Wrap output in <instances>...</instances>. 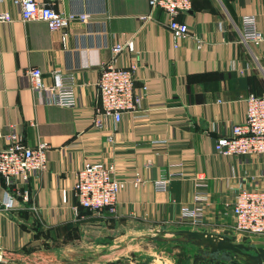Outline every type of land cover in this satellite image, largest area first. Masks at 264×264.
<instances>
[{
	"label": "crops",
	"instance_id": "0c3cea01",
	"mask_svg": "<svg viewBox=\"0 0 264 264\" xmlns=\"http://www.w3.org/2000/svg\"><path fill=\"white\" fill-rule=\"evenodd\" d=\"M38 1L62 14L88 13L90 19L69 25L64 47L60 31L40 21L22 23L12 1L0 0V14L12 18L0 23V150L14 132L29 147L48 146L46 169L26 187L28 202L17 197L13 208L3 211L6 187L0 178V264H29L41 252L56 253L89 235L127 237L130 229L143 236L192 226L181 219V211L194 205L197 174L207 177L214 206L204 223L192 226L199 229L191 230L234 232L231 215L220 214L223 201L241 185H260L264 157L224 156L216 146L245 122L244 100L264 94V46L242 41L246 15H256L264 36V0H192L191 10L178 17L191 33L179 42L165 14L150 12L148 0ZM149 14L151 19L140 20ZM129 39L138 54L120 55L117 64L125 67L136 58L134 89L142 99L115 131L108 118L97 130L93 119L100 67L110 60L113 44ZM29 68L42 71L45 86L53 84L56 69L71 75L76 108L41 103L30 91ZM97 161L114 164L125 188L114 212L93 216L79 208L76 216V173ZM172 173L183 177L172 178L167 192L157 191L155 182ZM136 177L141 180L137 186Z\"/></svg>",
	"mask_w": 264,
	"mask_h": 264
},
{
	"label": "built area",
	"instance_id": "2783aa9c",
	"mask_svg": "<svg viewBox=\"0 0 264 264\" xmlns=\"http://www.w3.org/2000/svg\"><path fill=\"white\" fill-rule=\"evenodd\" d=\"M11 1L19 9V20L22 23L40 21L50 31H60L61 44L64 47L69 36L67 29L72 22L89 23L88 13L62 14L38 0ZM148 6L151 13L160 10L165 14L168 28L176 42L189 38L190 27L180 22L178 17L191 10L192 0H148ZM149 19L151 14L140 18L141 21ZM11 21L10 14H0V23ZM242 41L264 46V36L259 30L256 15L243 17ZM110 53V60L100 67L99 79L96 83L99 105L95 110L93 128L102 129L103 119L108 118L115 131L125 113L137 111L142 97L137 95L134 89V74L138 69L136 58L134 57L125 67L117 64L120 55L136 56L138 54L133 40L113 44L110 47ZM260 69L264 77V64ZM51 75L53 84L45 86L42 71L38 68H29L27 77L30 91L45 105L76 108L77 95L73 77L58 69L52 71ZM142 91H146L145 86L142 87ZM244 101L245 122L235 125L229 136L221 138L216 150L224 156L258 159L264 157V94L250 95ZM0 138L4 136L0 134ZM5 139L6 146L0 150V178L6 187L1 207L3 211H8L13 208L17 197H20L23 202L29 201V192L26 187L34 174L46 169L48 146L40 142L36 147H29L24 144L22 136L17 132L7 135ZM174 177H183V175L172 173L167 178L156 181V190L167 192L171 179ZM196 179L199 191L194 197V205L186 206L181 211V219L192 226L204 223V219L214 206L212 195L208 192L207 177L205 174H197ZM133 183L137 186L141 180L136 177ZM125 185L126 182L116 175L114 164L104 161L86 163L75 176L73 187L77 201V206L73 208L75 215L78 216L79 208L93 216H99L105 210L114 212L118 194ZM223 203L225 211L220 214L231 215L235 234L241 237L264 239V175L260 185H241L233 196L224 200Z\"/></svg>",
	"mask_w": 264,
	"mask_h": 264
},
{
	"label": "rangeland",
	"instance_id": "374dc122",
	"mask_svg": "<svg viewBox=\"0 0 264 264\" xmlns=\"http://www.w3.org/2000/svg\"><path fill=\"white\" fill-rule=\"evenodd\" d=\"M191 227L184 226L181 229H199V227ZM167 231L171 232L170 229ZM128 232L130 234L127 237L107 238L89 235L87 239H83V242H76L72 247H61L56 253L40 251L41 253L37 254L39 257L30 260L29 264H183L188 252L190 254L187 263L193 264L194 256L197 255V248L192 245L164 244L147 239V237L155 236L157 232L144 233L143 236H134L136 233H132L130 229ZM250 239L264 242L261 238ZM47 249L45 251L54 250ZM81 259H87V261H75Z\"/></svg>",
	"mask_w": 264,
	"mask_h": 264
},
{
	"label": "water",
	"instance_id": "95a60500",
	"mask_svg": "<svg viewBox=\"0 0 264 264\" xmlns=\"http://www.w3.org/2000/svg\"><path fill=\"white\" fill-rule=\"evenodd\" d=\"M147 239L164 244L186 243L195 246L197 255L193 264H264V242L239 237L231 231L214 233L185 229L168 232L162 229ZM75 261L85 262L87 259Z\"/></svg>",
	"mask_w": 264,
	"mask_h": 264
},
{
	"label": "trees",
	"instance_id": "16d2710c",
	"mask_svg": "<svg viewBox=\"0 0 264 264\" xmlns=\"http://www.w3.org/2000/svg\"><path fill=\"white\" fill-rule=\"evenodd\" d=\"M157 243H159V242H157ZM177 244H186V243H177Z\"/></svg>",
	"mask_w": 264,
	"mask_h": 264
}]
</instances>
